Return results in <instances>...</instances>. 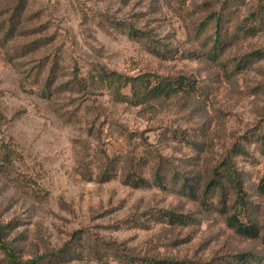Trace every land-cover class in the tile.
Wrapping results in <instances>:
<instances>
[{
  "label": "rangeland",
  "instance_id": "obj_1",
  "mask_svg": "<svg viewBox=\"0 0 264 264\" xmlns=\"http://www.w3.org/2000/svg\"><path fill=\"white\" fill-rule=\"evenodd\" d=\"M99 68L185 85L134 105ZM233 214L264 233V0H0V224L20 260L264 264Z\"/></svg>",
  "mask_w": 264,
  "mask_h": 264
},
{
  "label": "trees",
  "instance_id": "obj_2",
  "mask_svg": "<svg viewBox=\"0 0 264 264\" xmlns=\"http://www.w3.org/2000/svg\"><path fill=\"white\" fill-rule=\"evenodd\" d=\"M128 34L132 38H138V31L133 28L128 31ZM96 75L98 76L97 82L101 87L106 88L113 98L121 102H129L134 105H140L147 103L151 100L160 97H170L183 88L185 85L184 80L167 78L162 75L156 74H138V75H128L123 74L118 71H107L103 68H99ZM93 80H96L93 78ZM129 87L130 93H125L124 88ZM109 163H107V166ZM108 169V168H107ZM105 174V173H103ZM229 178L235 181L237 175H235L234 170L229 168L227 171ZM111 178L110 173L107 174L103 180ZM163 180V173L161 170L156 172V181L161 183ZM129 183H134L135 185L144 184V179L139 178L138 181H129ZM182 185V192L186 194H194L195 186L193 180L185 177L178 181V184ZM236 185V184H235ZM238 192L241 188L237 185ZM173 216V215H172ZM228 222L230 226L235 228V230L245 236L252 238L261 237L264 243V233L258 223L254 221L244 222L238 218L236 214L229 217ZM0 248L5 254L9 264H34L35 260L22 261L20 260L14 247L9 241L4 239L3 225L0 224ZM147 264H193L192 261L185 259H177L170 257H159L151 256L147 260Z\"/></svg>",
  "mask_w": 264,
  "mask_h": 264
}]
</instances>
